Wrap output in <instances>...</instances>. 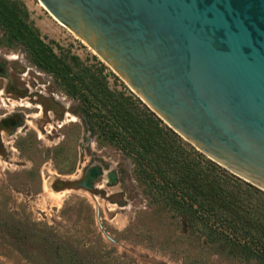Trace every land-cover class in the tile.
Here are the masks:
<instances>
[{
  "label": "rangeland",
  "instance_id": "1",
  "mask_svg": "<svg viewBox=\"0 0 264 264\" xmlns=\"http://www.w3.org/2000/svg\"><path fill=\"white\" fill-rule=\"evenodd\" d=\"M20 1L57 56L77 57L152 111L40 0ZM0 264L257 263L205 248L154 204L132 160L91 133L82 103L0 29Z\"/></svg>",
  "mask_w": 264,
  "mask_h": 264
},
{
  "label": "water",
  "instance_id": "2",
  "mask_svg": "<svg viewBox=\"0 0 264 264\" xmlns=\"http://www.w3.org/2000/svg\"><path fill=\"white\" fill-rule=\"evenodd\" d=\"M169 128L264 191V0H40Z\"/></svg>",
  "mask_w": 264,
  "mask_h": 264
},
{
  "label": "trees",
  "instance_id": "3",
  "mask_svg": "<svg viewBox=\"0 0 264 264\" xmlns=\"http://www.w3.org/2000/svg\"><path fill=\"white\" fill-rule=\"evenodd\" d=\"M0 29L82 103L91 133L132 160L154 204L181 217L216 254L264 264V191L199 152L138 99L112 90L77 57L57 56L22 1L0 0Z\"/></svg>",
  "mask_w": 264,
  "mask_h": 264
}]
</instances>
